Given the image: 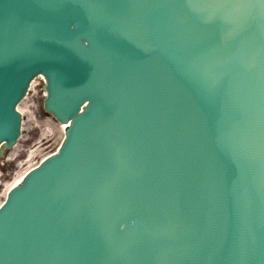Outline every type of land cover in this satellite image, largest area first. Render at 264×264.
I'll list each match as a JSON object with an SVG mask.
<instances>
[{
	"label": "water",
	"instance_id": "water-1",
	"mask_svg": "<svg viewBox=\"0 0 264 264\" xmlns=\"http://www.w3.org/2000/svg\"><path fill=\"white\" fill-rule=\"evenodd\" d=\"M38 73L0 264H264V0H0V145Z\"/></svg>",
	"mask_w": 264,
	"mask_h": 264
}]
</instances>
